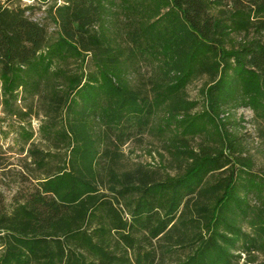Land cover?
I'll list each match as a JSON object with an SVG mask.
<instances>
[{
	"label": "trees",
	"instance_id": "1",
	"mask_svg": "<svg viewBox=\"0 0 264 264\" xmlns=\"http://www.w3.org/2000/svg\"><path fill=\"white\" fill-rule=\"evenodd\" d=\"M33 10L0 3L1 103L36 99L46 144L0 199V264H264V177L227 129L264 122V0H61L52 33ZM150 131L166 166L124 167Z\"/></svg>",
	"mask_w": 264,
	"mask_h": 264
},
{
	"label": "rangeland",
	"instance_id": "2",
	"mask_svg": "<svg viewBox=\"0 0 264 264\" xmlns=\"http://www.w3.org/2000/svg\"><path fill=\"white\" fill-rule=\"evenodd\" d=\"M0 3L7 7L33 6L34 10L30 12L31 18L46 25L48 32H54L48 9L54 3L59 5L61 0H0ZM140 76H146L145 68L141 70ZM205 82L206 78H197L185 89L188 99L199 101L198 107L193 111L201 109L200 89ZM11 107L17 114H10L2 105L0 97V199L6 210L11 208L14 197L27 192L33 184L27 170L30 165L28 149L46 147L40 132L44 117L38 101L36 99L17 100L12 103ZM18 111L27 112V115L18 114ZM160 116L161 114L158 113L154 122ZM229 117L227 129L236 136L239 142L240 157L248 158L251 171L264 177V136L262 135L264 122L245 108L230 111ZM24 131L32 133V137L27 141L22 136ZM198 142L199 139L196 138L191 141V146L196 147ZM122 152V163L126 168L141 164L152 169H159L166 166L169 160L165 139L157 135L155 131L144 133L128 141L122 147ZM167 171L170 174L173 173ZM242 259L239 264H242ZM255 259L263 261L264 255L255 253Z\"/></svg>",
	"mask_w": 264,
	"mask_h": 264
}]
</instances>
